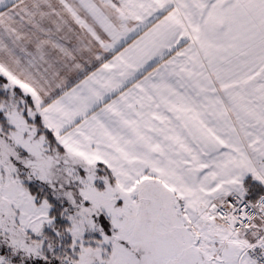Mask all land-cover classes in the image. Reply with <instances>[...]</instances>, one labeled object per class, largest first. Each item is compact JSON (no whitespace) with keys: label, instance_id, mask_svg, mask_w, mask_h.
<instances>
[{"label":"snow or ice","instance_id":"6c2138e0","mask_svg":"<svg viewBox=\"0 0 264 264\" xmlns=\"http://www.w3.org/2000/svg\"><path fill=\"white\" fill-rule=\"evenodd\" d=\"M0 264H264V0H0Z\"/></svg>","mask_w":264,"mask_h":264}]
</instances>
